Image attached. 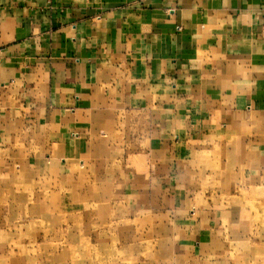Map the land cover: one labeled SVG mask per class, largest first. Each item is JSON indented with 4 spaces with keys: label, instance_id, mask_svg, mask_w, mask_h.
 <instances>
[{
    "label": "crops",
    "instance_id": "obj_1",
    "mask_svg": "<svg viewBox=\"0 0 264 264\" xmlns=\"http://www.w3.org/2000/svg\"><path fill=\"white\" fill-rule=\"evenodd\" d=\"M222 149L263 171L264 0H0L2 171L126 160L113 186L167 197ZM175 222L199 264L212 232Z\"/></svg>",
    "mask_w": 264,
    "mask_h": 264
},
{
    "label": "rangeland",
    "instance_id": "obj_2",
    "mask_svg": "<svg viewBox=\"0 0 264 264\" xmlns=\"http://www.w3.org/2000/svg\"><path fill=\"white\" fill-rule=\"evenodd\" d=\"M225 155L186 161L167 197L113 186L118 167L134 166L126 160L102 161L104 177L81 165L68 176L0 169V264H190L173 253L184 215L212 232L199 264H264V169L257 177L246 158Z\"/></svg>",
    "mask_w": 264,
    "mask_h": 264
}]
</instances>
